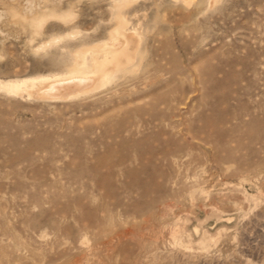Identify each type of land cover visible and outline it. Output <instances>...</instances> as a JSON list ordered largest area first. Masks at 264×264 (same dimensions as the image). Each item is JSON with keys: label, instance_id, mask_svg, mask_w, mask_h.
Masks as SVG:
<instances>
[{"label": "rangeland", "instance_id": "374dc122", "mask_svg": "<svg viewBox=\"0 0 264 264\" xmlns=\"http://www.w3.org/2000/svg\"><path fill=\"white\" fill-rule=\"evenodd\" d=\"M0 264H264V0H0Z\"/></svg>", "mask_w": 264, "mask_h": 264}, {"label": "bare ground", "instance_id": "6f19581e", "mask_svg": "<svg viewBox=\"0 0 264 264\" xmlns=\"http://www.w3.org/2000/svg\"><path fill=\"white\" fill-rule=\"evenodd\" d=\"M122 23V22H121ZM124 24H122V26H123ZM122 26L121 27H119L116 31H115V33H116V35L117 34H120V33H122L123 34V37H126L127 35H125L124 36V32H122ZM123 28H124V26H123ZM120 30H121V32H120ZM122 34H120V35H122ZM115 35V34H114ZM119 35V36H120ZM119 36H117V37H119ZM128 38H129V36H128ZM123 39H125V38H123ZM132 39H134V37L132 38ZM130 40V39H129ZM129 40L127 39V40H125V41H127V43L129 42ZM130 41H135V40H130ZM126 44V43H125ZM130 44V43H129ZM127 45V44H126ZM108 46V47H107ZM114 47L113 48H115L116 47V45H113ZM106 48H108L107 50V52H109L110 53V58H108V57H105V59L104 60H102V61H98V60H94V64H93V67H94V74H97V76H98V80H101L100 81V83H103V80L105 79V77L108 79L110 76H108V74L107 73H109L108 71H107V68L108 67H110V66H108V65H110V64H115V65H118L122 60L121 59H123L122 57L124 56L125 57V55H127L128 54V51H127V47H125L126 48V50L123 48V49H120V47L121 46H117V47H119V50H118V48H117V50L116 49H113L112 47L110 48L109 47V45H106L105 46ZM104 47V49H106ZM103 49V50H104ZM109 49H110V51H109ZM113 49V50H112ZM126 51H127V54H125L126 53ZM107 56V55H106ZM109 56V55H108ZM131 56H132V54H131ZM83 57V56H82ZM85 58V57H84ZM127 58H129V56H127ZM132 58V57H131ZM125 59V58H124ZM121 60V61H120ZM130 60V59H129ZM121 64L122 63H120L119 65L121 66ZM114 66V65H113ZM120 66H118V67H120ZM85 67H84V65H82V66H78V67H76L74 70H73V73L71 74V76H78V77H82V76H85L87 73L85 72V69H84ZM108 70H110V68L108 69ZM108 77H107V76ZM94 76V75H93ZM95 77V76H94ZM97 79V78H96ZM58 80V79H57ZM56 80V81H57ZM105 82V81H104ZM52 83V81H48V80H41L40 82H35V81H32V82H23L22 84H19V83H14V84H1V85H3V87L5 88V89H7L9 92H15V93H18V92H20V91H23V90H27L28 88H30V89H32V88H36V90L35 91H37L38 92V95L39 94H42V89H45L46 87H49L50 86V84ZM29 89V90H30ZM34 90V89H33ZM34 91V93L33 94H35V93H37V92H35ZM25 92V91H24ZM28 93V92H27ZM30 93H32L31 91H30ZM41 96V95H40ZM39 96V97H40ZM43 96V95H42Z\"/></svg>", "mask_w": 264, "mask_h": 264}]
</instances>
